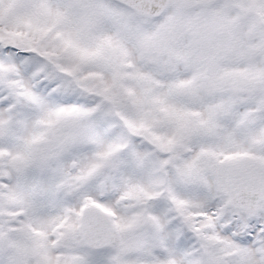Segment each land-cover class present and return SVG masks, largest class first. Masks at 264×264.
I'll return each instance as SVG.
<instances>
[{
    "label": "snow or ice",
    "instance_id": "obj_1",
    "mask_svg": "<svg viewBox=\"0 0 264 264\" xmlns=\"http://www.w3.org/2000/svg\"><path fill=\"white\" fill-rule=\"evenodd\" d=\"M0 264H264V0H0Z\"/></svg>",
    "mask_w": 264,
    "mask_h": 264
}]
</instances>
